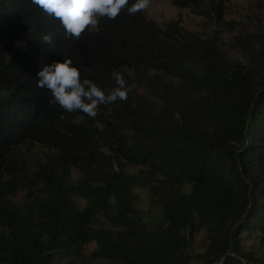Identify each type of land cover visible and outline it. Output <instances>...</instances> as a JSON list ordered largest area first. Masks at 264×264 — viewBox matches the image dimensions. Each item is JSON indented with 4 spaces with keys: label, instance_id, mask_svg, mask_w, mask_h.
I'll use <instances>...</instances> for the list:
<instances>
[{
    "label": "trees",
    "instance_id": "obj_1",
    "mask_svg": "<svg viewBox=\"0 0 264 264\" xmlns=\"http://www.w3.org/2000/svg\"><path fill=\"white\" fill-rule=\"evenodd\" d=\"M167 1L235 32L241 60L215 32L159 26L144 11L99 18L74 39L31 0H0V264H78L89 243L107 264H189L199 232L200 264H264L241 238L264 233V29L223 22L227 0ZM63 58L90 66L102 88L120 72L127 101L95 118L50 104L37 74ZM30 146L42 151L26 165ZM135 187L157 207V228L140 222Z\"/></svg>",
    "mask_w": 264,
    "mask_h": 264
},
{
    "label": "clouds",
    "instance_id": "obj_2",
    "mask_svg": "<svg viewBox=\"0 0 264 264\" xmlns=\"http://www.w3.org/2000/svg\"><path fill=\"white\" fill-rule=\"evenodd\" d=\"M46 14L58 19L68 37L79 39L89 28L99 24V18L115 19L126 9L135 15L149 8L151 0H135L129 6V0H31ZM43 43L52 45L51 34H43ZM93 69L88 65H74L71 58H63L46 64L38 72L37 87L51 93L49 103L59 105L67 113L80 111L90 118L99 114L101 105H109L117 100L126 102L131 92L124 76L114 72L116 86L102 88L93 79ZM60 119H65L64 115Z\"/></svg>",
    "mask_w": 264,
    "mask_h": 264
},
{
    "label": "rangeland",
    "instance_id": "obj_3",
    "mask_svg": "<svg viewBox=\"0 0 264 264\" xmlns=\"http://www.w3.org/2000/svg\"><path fill=\"white\" fill-rule=\"evenodd\" d=\"M147 19L162 26L169 21H179V25L186 31L196 33L202 37L208 36L215 32L218 36V44L228 60H241L239 52L234 50L229 41L235 32H229L222 24L213 21L212 18L206 19L204 17L194 16L186 9H178L170 5L167 0H151L150 6L144 11ZM223 22L232 21L236 24V30H244L249 33L260 31L264 29V0H227L224 4ZM41 149L37 146H30L29 148H21L20 153L23 154V159L26 165H31L35 162ZM139 170L138 166L126 165L125 172L128 174H136ZM72 177L74 179L79 177L76 170H72ZM133 193L136 199V208L140 212V222L149 229H155L161 224V217L157 207L150 201L146 191L135 187ZM23 200V193H17L13 198L16 204ZM96 227L107 228V224L101 217L96 218ZM243 238L242 248L244 251H256V255L264 258V233L251 234L247 236L245 233L241 234ZM262 241L260 247L259 242ZM204 246V236L202 232L197 233L193 242L189 247V264H200L198 260ZM95 249L94 243H89L82 247L81 260L78 264H107L104 261H93L90 253ZM64 260L65 261H70ZM111 264V263H109Z\"/></svg>",
    "mask_w": 264,
    "mask_h": 264
}]
</instances>
